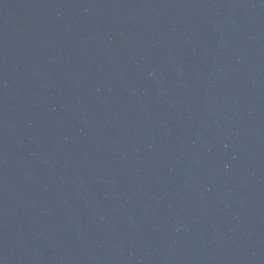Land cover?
Listing matches in <instances>:
<instances>
[{
    "label": "water",
    "instance_id": "1",
    "mask_svg": "<svg viewBox=\"0 0 264 264\" xmlns=\"http://www.w3.org/2000/svg\"><path fill=\"white\" fill-rule=\"evenodd\" d=\"M0 264H264V0H0Z\"/></svg>",
    "mask_w": 264,
    "mask_h": 264
}]
</instances>
